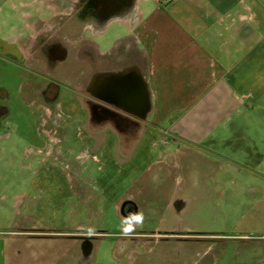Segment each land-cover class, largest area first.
I'll use <instances>...</instances> for the list:
<instances>
[{"label":"rangeland","instance_id":"1","mask_svg":"<svg viewBox=\"0 0 264 264\" xmlns=\"http://www.w3.org/2000/svg\"><path fill=\"white\" fill-rule=\"evenodd\" d=\"M10 15L21 27L20 9L0 0V19ZM119 33L111 24L101 44ZM53 71L0 55V264H36L42 249L56 264L76 262L72 247L89 229V264H264V96L228 124L201 122L207 131L172 165L161 151L184 139L181 121L141 120L113 105L109 121H93L70 74ZM246 71L240 87L257 93L264 55ZM49 82L59 90L52 101L40 91ZM136 213L142 225L123 235ZM39 229L52 231L38 238L45 244H9L13 235L34 241L29 231Z\"/></svg>","mask_w":264,"mask_h":264},{"label":"crops","instance_id":"2","mask_svg":"<svg viewBox=\"0 0 264 264\" xmlns=\"http://www.w3.org/2000/svg\"><path fill=\"white\" fill-rule=\"evenodd\" d=\"M3 1L20 9L22 26H15L11 15L0 19L1 56L21 60L33 72L53 63L56 72L70 74L71 86L78 85L80 74L74 63L87 61L88 86L111 90L104 101L109 109L113 105L141 120L182 122L177 132L184 139L169 141L168 150L161 151L172 165L185 147H196L190 143L201 130L207 131L201 122L228 124L240 106L264 96L263 86L257 93L253 85L240 87L255 56L264 55L262 0H122L104 20L87 22L79 14L86 0ZM70 14L75 21L65 23ZM115 23L122 33L103 46L100 38ZM56 32L66 50L44 58L39 39ZM20 243L45 244L38 238L18 242L15 235L9 242Z\"/></svg>","mask_w":264,"mask_h":264},{"label":"flooded vegetation","instance_id":"3","mask_svg":"<svg viewBox=\"0 0 264 264\" xmlns=\"http://www.w3.org/2000/svg\"><path fill=\"white\" fill-rule=\"evenodd\" d=\"M122 4V0H86L83 3L82 8L79 10V14L83 17L84 21L87 22L88 20H104L108 14H111L115 9L116 5ZM70 14L68 16H64V22H71V20H74V16ZM75 21V20H74ZM84 24V23H83ZM60 32H56L53 35L48 34L46 36H41L39 39V45L41 47V53L42 56L45 58L46 55L48 57L56 56V55H62L61 53L65 51L61 45L60 41ZM63 48V51H62ZM89 59V58H84ZM53 62V61H51ZM84 65L77 67V63H74L73 69L78 68L80 71L79 74V80H77L76 86H72L74 88V91L77 92V94H82L83 99L86 101L87 105L89 108L92 109V120H98V121H109L111 119V115H115L109 107H105L104 105L99 106V104L95 103V98H98L99 100L101 99L103 102L105 99H110L111 97V90H103V89H98L97 91L92 90L88 86L87 82V76H86V62L83 61ZM49 67L54 69V74L56 73L55 71V66L53 63L49 64ZM71 71V70H69ZM68 71V72H69ZM66 72V70L64 71ZM75 73V75H78ZM55 84H58L60 82L54 81ZM54 82H49L45 86H42L40 88L41 94L43 96V99L47 101H52L58 98L59 96V90L56 88H52L50 85H54ZM97 94V97H94V94ZM79 97V96H78ZM80 98V97H79ZM82 98V97H81ZM125 210L126 214H132L133 207L127 203L125 205ZM27 228V227H25ZM52 231L51 230H45V229H39V231H32L29 232L32 236L35 238H46V237H52ZM56 235L54 237L58 238L59 235L62 233L60 230L56 231ZM59 233V235H58ZM82 237H77L80 238V244H74L72 247V255L76 259V264H89L91 260L93 259L94 256V251L96 249V244H93L92 240L97 237L96 232L92 231L91 233L87 231L86 233H82ZM77 236V234H74ZM79 236V235H78ZM36 253V252H35ZM53 255V251H46L44 249L41 250V252L36 253L34 256H32L34 259H36V264H56L55 260L53 259V262L50 260V256ZM73 261L68 262V264H75Z\"/></svg>","mask_w":264,"mask_h":264},{"label":"clouds","instance_id":"4","mask_svg":"<svg viewBox=\"0 0 264 264\" xmlns=\"http://www.w3.org/2000/svg\"><path fill=\"white\" fill-rule=\"evenodd\" d=\"M143 219L144 217L142 213L133 214L130 218H128L126 224H122L121 227L122 234L125 236L131 235L132 232L135 230V226L137 224L142 225ZM92 231H93L92 229H89L90 233Z\"/></svg>","mask_w":264,"mask_h":264},{"label":"built area","instance_id":"5","mask_svg":"<svg viewBox=\"0 0 264 264\" xmlns=\"http://www.w3.org/2000/svg\"><path fill=\"white\" fill-rule=\"evenodd\" d=\"M164 1H168V0H164Z\"/></svg>","mask_w":264,"mask_h":264}]
</instances>
